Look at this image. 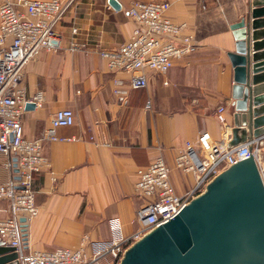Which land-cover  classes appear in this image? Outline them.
Listing matches in <instances>:
<instances>
[{
    "label": "crops",
    "instance_id": "obj_1",
    "mask_svg": "<svg viewBox=\"0 0 264 264\" xmlns=\"http://www.w3.org/2000/svg\"><path fill=\"white\" fill-rule=\"evenodd\" d=\"M133 1L161 0H117V8L109 0H63L67 7L56 26L61 48L40 52L24 66L26 98L37 91L43 96L22 114L24 136H40L57 109L74 113L72 125L56 129L70 140L43 142L49 165L33 175L39 212L28 222L25 252L83 245L92 254L116 235V225L122 235L132 234L143 202L134 188L140 168L161 156L170 167L172 190L181 195L195 182L192 173L175 166L185 142L196 145L198 134L207 132L226 146L230 137L233 72L227 53L234 40L229 25L248 15L251 0H166V16L188 25L194 46L165 74L149 72L140 89L129 88L128 74L111 72L99 54L129 38L135 23L126 11ZM73 39L84 47L70 49ZM118 78L125 93L113 92ZM13 166L0 154V183L16 177ZM7 208L0 199V219ZM0 243L5 244L1 238Z\"/></svg>",
    "mask_w": 264,
    "mask_h": 264
},
{
    "label": "built area",
    "instance_id": "obj_2",
    "mask_svg": "<svg viewBox=\"0 0 264 264\" xmlns=\"http://www.w3.org/2000/svg\"><path fill=\"white\" fill-rule=\"evenodd\" d=\"M66 7L63 0H0V154L15 164L16 170L15 178L0 183V199L8 204L7 216L0 219V238L14 248L19 264H119L127 246L173 217L231 163L248 156H253L264 185V136L227 148L213 142L207 132H200L196 145L186 141L175 158L176 168L192 173L195 178L194 185L183 194L172 190L170 167L161 156L137 171L134 188L143 202L135 213L139 223L135 232L124 236L116 225V235L108 243L95 247L92 254H87L83 245L76 249L57 247L25 252L28 222L39 212L33 175L49 165L43 142L70 140L58 136L56 129L72 125L74 113L68 107L57 109L40 136H24L21 117L25 105L27 102L39 105L43 96L37 91L26 98L23 70L40 52L61 48L56 26ZM169 7L166 0L133 1L126 11L135 23L129 38L115 48L99 49L111 72L128 74L131 89L145 88L149 72L165 74L175 61L192 51L193 34L187 31L185 22H174L166 16ZM83 47L75 39L69 43L72 50ZM114 82L113 92L125 93L121 79ZM222 111L221 107L217 114L221 121Z\"/></svg>",
    "mask_w": 264,
    "mask_h": 264
},
{
    "label": "water",
    "instance_id": "obj_3",
    "mask_svg": "<svg viewBox=\"0 0 264 264\" xmlns=\"http://www.w3.org/2000/svg\"><path fill=\"white\" fill-rule=\"evenodd\" d=\"M229 30L233 112L227 148L264 136V39L257 40L264 38V0H251L248 15ZM0 264H19L12 246L0 243ZM119 264H264V185L253 156L231 163L173 217L127 246Z\"/></svg>",
    "mask_w": 264,
    "mask_h": 264
},
{
    "label": "rangeland",
    "instance_id": "obj_4",
    "mask_svg": "<svg viewBox=\"0 0 264 264\" xmlns=\"http://www.w3.org/2000/svg\"><path fill=\"white\" fill-rule=\"evenodd\" d=\"M263 159H264V145H263Z\"/></svg>",
    "mask_w": 264,
    "mask_h": 264
}]
</instances>
